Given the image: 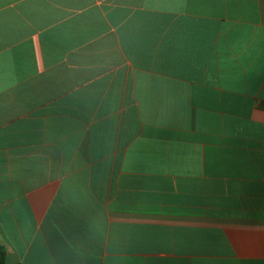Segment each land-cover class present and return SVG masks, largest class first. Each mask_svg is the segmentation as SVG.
Returning <instances> with one entry per match:
<instances>
[{"label":"crops","instance_id":"1","mask_svg":"<svg viewBox=\"0 0 264 264\" xmlns=\"http://www.w3.org/2000/svg\"><path fill=\"white\" fill-rule=\"evenodd\" d=\"M4 264H264V0H0Z\"/></svg>","mask_w":264,"mask_h":264},{"label":"trees","instance_id":"2","mask_svg":"<svg viewBox=\"0 0 264 264\" xmlns=\"http://www.w3.org/2000/svg\"><path fill=\"white\" fill-rule=\"evenodd\" d=\"M4 260H5V252L3 248L0 246V264H4Z\"/></svg>","mask_w":264,"mask_h":264}]
</instances>
